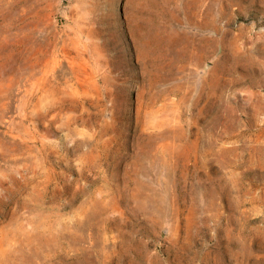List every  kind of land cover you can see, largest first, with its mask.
Instances as JSON below:
<instances>
[{"label": "rangeland", "instance_id": "obj_1", "mask_svg": "<svg viewBox=\"0 0 264 264\" xmlns=\"http://www.w3.org/2000/svg\"><path fill=\"white\" fill-rule=\"evenodd\" d=\"M0 264H264V0H0Z\"/></svg>", "mask_w": 264, "mask_h": 264}]
</instances>
